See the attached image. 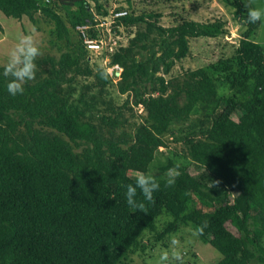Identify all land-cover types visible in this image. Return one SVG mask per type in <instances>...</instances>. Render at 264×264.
Returning a JSON list of instances; mask_svg holds the SVG:
<instances>
[{
    "label": "trees",
    "instance_id": "obj_1",
    "mask_svg": "<svg viewBox=\"0 0 264 264\" xmlns=\"http://www.w3.org/2000/svg\"><path fill=\"white\" fill-rule=\"evenodd\" d=\"M50 1L65 10L69 25L42 0H0V11L31 20L41 11L58 39L90 17L88 0ZM89 1L105 14L107 0ZM223 1L241 25L245 0ZM160 18L153 11L121 18L136 30L111 58L122 69L117 91L146 113L131 138L103 134L63 90L69 73L111 82L90 66L77 36L76 51L43 58L45 74L28 81L23 94L10 95L0 77V264H117L162 211L172 219L160 237L179 224L202 227L197 236L221 255L216 264H264V47L252 37L259 22L242 25L230 57L187 69L172 84L166 76L189 54L190 39L228 32L221 18L170 26ZM217 82L231 93L219 95ZM198 108L205 118L191 125ZM102 123L112 132L120 120L105 116ZM166 134L201 174L181 165L174 184L156 178L154 201L132 211L125 185L167 147ZM174 165L168 160L160 170Z\"/></svg>",
    "mask_w": 264,
    "mask_h": 264
},
{
    "label": "rangeland",
    "instance_id": "obj_2",
    "mask_svg": "<svg viewBox=\"0 0 264 264\" xmlns=\"http://www.w3.org/2000/svg\"><path fill=\"white\" fill-rule=\"evenodd\" d=\"M44 2L52 6L69 25L62 7L53 5L50 0L48 2L42 0L41 4ZM88 2L92 8L93 2L89 0ZM107 2L109 3L110 0ZM125 5L133 14L149 11L160 13V24L164 26L173 25L182 18L197 21L221 18L226 21L228 33L225 36L190 39L189 54L181 61L176 62L169 75L166 76L172 84L180 83L183 73L187 69L206 67L220 57H230L236 42L244 31V26L239 24L232 14V9L223 0H129L125 2ZM248 6L264 7V0H250ZM33 29H35L34 32ZM135 30L136 28L132 27L127 31L134 34ZM28 33L34 35L41 48V54L36 59L38 66L36 76L45 74V70L49 66L47 62L43 61L44 57L58 58L62 52H74L79 47L77 37L71 27L67 37L58 39L54 33L53 23L41 11L33 14V20L28 16L15 19L0 11V64L4 62L9 49L16 42V38L21 34ZM252 37L264 47V21L259 22ZM68 76H71L70 81L63 84L66 95L72 102L81 106L85 113L84 118L95 123L103 134L108 136L112 133L116 137L131 138L135 127L144 122L146 113L142 106L136 105L131 96L120 94L115 83L109 82L105 86H101L93 76L71 73ZM217 88L219 95L231 93L226 84L217 82ZM105 116L117 117L120 120V125L109 132L110 128L102 123V118ZM203 118H205L204 113L198 108L192 114L189 123L200 125ZM178 129L181 130V128ZM164 138L167 147L159 148L146 172H151L156 178L166 177L167 170L162 171L160 168L166 165L168 160H171L174 163L180 161L181 165L190 167L194 175L201 174L193 163L182 155L180 144L172 142L168 134ZM136 173L131 172L130 175L135 177ZM210 183L214 186L218 185V182L214 180ZM171 219L169 213L162 211L157 216L153 227L142 233L138 243L128 250L117 264H156L160 252L171 247L173 236H176L181 243L185 253V264H216L221 255L208 243L199 239L197 234L193 235L194 230L190 225L179 224L176 231H171L166 236L160 237L159 233L163 225ZM226 229L232 235H237L235 229L228 223Z\"/></svg>",
    "mask_w": 264,
    "mask_h": 264
},
{
    "label": "clouds",
    "instance_id": "obj_3",
    "mask_svg": "<svg viewBox=\"0 0 264 264\" xmlns=\"http://www.w3.org/2000/svg\"><path fill=\"white\" fill-rule=\"evenodd\" d=\"M248 4H250V0H245L247 11L246 15L240 17L241 25L264 21V7L248 6ZM34 31L35 29H33ZM40 54L41 48L34 35L31 33L21 34L16 38V42L9 49L4 62L0 64V77L7 80L5 87L10 95L23 94L24 85L35 79L38 70L36 59ZM180 167L181 162L177 161L174 166L167 169L165 175L168 185L174 184L176 178L180 176ZM159 187L156 177L151 172H137L133 182L125 185L124 197L129 209L132 211L145 209L144 201L153 202L154 193ZM138 192L143 197V201L137 200ZM202 231V227H197L193 235ZM184 256L185 253L179 239L173 236L171 247L160 252L156 264H185Z\"/></svg>",
    "mask_w": 264,
    "mask_h": 264
},
{
    "label": "built area",
    "instance_id": "obj_4",
    "mask_svg": "<svg viewBox=\"0 0 264 264\" xmlns=\"http://www.w3.org/2000/svg\"><path fill=\"white\" fill-rule=\"evenodd\" d=\"M128 0H110L106 4L105 14H97L93 7L90 17L74 26V32L86 51V58L90 66L100 68L115 83L121 72V67L111 62L113 53L124 47L133 36L121 22L130 10L125 5ZM127 32V33H126Z\"/></svg>",
    "mask_w": 264,
    "mask_h": 264
}]
</instances>
